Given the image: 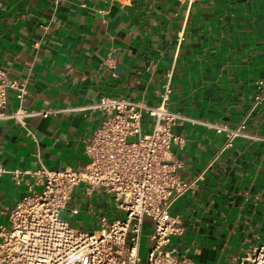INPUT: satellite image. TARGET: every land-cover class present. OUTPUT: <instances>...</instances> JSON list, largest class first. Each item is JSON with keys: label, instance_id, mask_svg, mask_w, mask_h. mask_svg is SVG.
Listing matches in <instances>:
<instances>
[{"label": "crops", "instance_id": "crops-1", "mask_svg": "<svg viewBox=\"0 0 264 264\" xmlns=\"http://www.w3.org/2000/svg\"><path fill=\"white\" fill-rule=\"evenodd\" d=\"M181 34L183 39L180 40ZM0 67L27 79L26 126L0 120V164L34 171L84 169L85 148L105 118L79 109L103 96L156 105L166 72L174 67L169 107L193 119L235 126L264 137V100L254 105L264 81V0H0ZM18 101L10 95L9 109ZM151 119L143 121L145 131ZM186 141L175 146L180 176L197 179L171 213L185 226L174 238L195 264H231L264 243V139H235L184 120L174 128ZM39 189L36 176L20 184L0 175V224L16 203ZM77 187L69 201L79 212L71 224L100 226L123 216L106 193ZM152 230L145 218L143 235Z\"/></svg>", "mask_w": 264, "mask_h": 264}, {"label": "built area", "instance_id": "built-area-1", "mask_svg": "<svg viewBox=\"0 0 264 264\" xmlns=\"http://www.w3.org/2000/svg\"><path fill=\"white\" fill-rule=\"evenodd\" d=\"M173 74L171 67L156 105L123 96H103L77 107L102 110L106 115L86 145L89 161L84 169H49L42 165L34 171L9 170L0 164V175L11 173L17 184L26 175H34L40 186H30L9 212L8 225H0V264H195L174 240L183 237L186 229L182 218L171 213L172 206L197 181L180 176L182 162L176 158L174 147H182L186 139L175 132V126L191 120L214 128L225 136L223 148L232 146L239 137H264L249 133L244 121L230 126L172 110ZM11 94L18 101L12 110ZM27 94V79L12 77L0 67V120L14 119L26 126L27 118L55 111L26 108ZM262 100L264 81L258 80L254 105ZM146 116L151 119L148 131L143 128ZM81 184L87 186L89 194L97 189L111 195L116 209L124 215L112 220L101 215L100 226L92 231L74 227L64 213L79 212L78 207L69 206V201ZM146 217L151 219L152 230L143 262L141 237ZM231 264H264V243L251 246Z\"/></svg>", "mask_w": 264, "mask_h": 264}, {"label": "rangeland", "instance_id": "rangeland-1", "mask_svg": "<svg viewBox=\"0 0 264 264\" xmlns=\"http://www.w3.org/2000/svg\"><path fill=\"white\" fill-rule=\"evenodd\" d=\"M105 199H110L111 202H114V199L111 195L109 194H106L105 195ZM71 221V219H70ZM1 225V224H0ZM2 225H8V222L2 224ZM73 225V224H72ZM74 227L76 228H79L78 224L75 223V225H73ZM81 229L83 230H89V231H92L94 230V226L93 225H83L81 227ZM151 231H149V234H150ZM150 240L148 241V236L146 234L143 235V238H142V243H141V257L143 259V262H145L146 258H147V254L149 252V249H150Z\"/></svg>", "mask_w": 264, "mask_h": 264}]
</instances>
